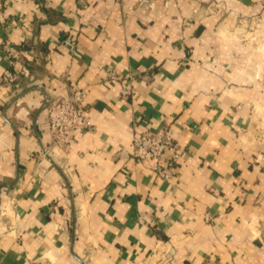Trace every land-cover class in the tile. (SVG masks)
<instances>
[{
    "label": "crops",
    "instance_id": "1",
    "mask_svg": "<svg viewBox=\"0 0 264 264\" xmlns=\"http://www.w3.org/2000/svg\"><path fill=\"white\" fill-rule=\"evenodd\" d=\"M21 65L0 264H264V0H0V79ZM74 87L90 125L53 145L47 105ZM157 128L184 150L167 179L132 154Z\"/></svg>",
    "mask_w": 264,
    "mask_h": 264
},
{
    "label": "built area",
    "instance_id": "2",
    "mask_svg": "<svg viewBox=\"0 0 264 264\" xmlns=\"http://www.w3.org/2000/svg\"><path fill=\"white\" fill-rule=\"evenodd\" d=\"M4 46L14 60L20 58L21 49L10 43H5ZM107 71L108 78H118L116 70L108 69ZM29 74L30 69L27 66L21 65L16 69L8 67L4 70L0 82L9 86L18 85L21 79ZM128 92V89L123 90L124 94ZM85 97L84 88L74 87L68 96L47 105V123L53 145H68L76 131L89 127L90 122L85 111ZM46 151H48L47 148ZM183 152L181 145L173 140L170 131L166 128L144 129L133 138L132 154L135 160L149 161L153 170L164 179L174 173L175 166L180 161ZM164 158L165 164L161 161Z\"/></svg>",
    "mask_w": 264,
    "mask_h": 264
}]
</instances>
